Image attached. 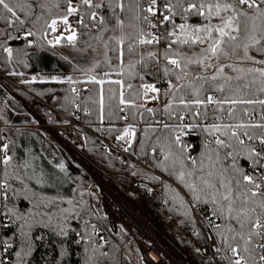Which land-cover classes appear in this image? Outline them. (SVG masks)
I'll list each match as a JSON object with an SVG mask.
<instances>
[{
    "label": "snow or ice",
    "instance_id": "1",
    "mask_svg": "<svg viewBox=\"0 0 264 264\" xmlns=\"http://www.w3.org/2000/svg\"><path fill=\"white\" fill-rule=\"evenodd\" d=\"M64 3L66 7L60 20L65 29L47 43L54 48L63 42L79 52L98 53L110 65L111 52L119 61V68L126 65L128 75L140 80L134 87L132 83L109 79L110 73L98 78L93 74L95 66L81 67L75 71L99 88L95 98H81L80 103H76L71 97L67 98L69 102L81 111L86 110L85 105H95L103 122L106 99L111 109L109 120L126 121L142 117L144 112L155 115L156 109L147 105L161 101V118L148 122L149 128L144 131L146 135L155 133L157 128L153 125L160 126L172 145L178 146L176 152L172 151V145L165 146L168 154L164 161L172 157V168L193 199L211 203L212 216L225 221L222 227L209 219L222 238L216 254L224 253L226 264H264V0H64ZM45 7L44 0L39 3L37 0H0V21L9 27L18 23L23 28L25 20L21 14L39 21L41 16L34 9ZM108 10L112 12L111 17L107 16ZM121 13L128 14L127 25ZM190 15L203 17L206 23L176 24V17L186 20ZM72 17L76 27L70 23ZM110 21H114L111 28L108 27ZM161 25L168 27L158 34L146 30H155ZM56 26V19L48 25L52 32L57 31ZM126 27L131 31H125ZM109 31L113 35L105 36ZM117 31L119 35L115 34ZM64 32L70 34L65 36ZM34 35L33 31L26 32V38ZM10 38L6 35L0 40V48L9 60L13 57V49L6 45ZM152 45H160V48L138 51ZM182 45L199 47L188 54L180 50ZM250 53L259 54L260 58ZM137 65L138 72L134 70ZM193 66L200 71L194 73ZM145 76L164 79L165 90L162 92L155 82H144ZM66 82L71 85L76 80L68 76ZM105 83L116 84L118 88H109L106 92ZM71 93L78 95V90L72 88ZM126 108L137 111L129 114ZM165 116L171 124L165 122ZM196 130L206 136V151L199 159L186 154L188 145L182 139ZM116 139L125 141L131 148L136 139L135 126L129 123ZM156 140L159 142L160 136ZM152 151L159 155L155 146ZM10 152L8 143H0V228L7 227L13 235L18 230L23 239L15 242L0 239V251L13 256V264H30L27 257L33 251V244L42 239L38 235L30 236L31 229L34 224L52 221L55 214L49 205H54L55 201H46L34 191L29 192L21 173L28 165L13 163ZM242 157L247 162L246 168L239 163ZM205 160L210 163L205 165ZM177 161L179 169L175 167ZM185 161L190 162L192 170L184 171ZM63 167L61 164L60 168ZM206 167L209 170L199 177V184L186 180L187 176H194L196 170L203 173ZM14 196L29 200L32 209L17 208ZM6 217L11 221L8 225L4 223ZM92 228L95 230V225ZM60 234L67 235L63 227ZM80 238L83 240L84 234H80ZM215 239L213 236L214 243ZM14 243L20 250H15ZM97 251L93 248L88 254L89 249H85L84 264H97ZM99 256H107V253L99 252ZM0 264H7L6 259L0 257Z\"/></svg>",
    "mask_w": 264,
    "mask_h": 264
},
{
    "label": "trees",
    "instance_id": "2",
    "mask_svg": "<svg viewBox=\"0 0 264 264\" xmlns=\"http://www.w3.org/2000/svg\"><path fill=\"white\" fill-rule=\"evenodd\" d=\"M39 2L41 0H37V3ZM44 3L46 4L44 9H34L36 14L41 16L39 21L21 14V18L25 20L23 28L18 23L14 27H9L0 21V40H4L6 35L10 36L6 45L13 49V57L9 60L7 53L0 48V72L15 85L14 92L18 97L16 99L0 85V126H3V135L11 147L10 154L14 157L13 163L26 162L28 165L21 170V173L29 192L34 191L38 197L42 196L46 201H55L54 205H49L51 212L55 214L52 221L47 224H34L31 229L30 236L38 235L42 239L34 242L33 251L27 260L30 264H84L85 249H89L88 254H91V249L95 248L98 250L97 264H122L123 261L132 264L129 245L134 241L122 227L118 235L111 234L109 219L102 207V195L95 180L43 130L25 106L38 110V116L46 124L53 126L54 119H56L58 124L65 125L64 130H68L67 125L70 124V120H75L79 124L75 126V130L83 145V154L111 178L146 179L151 186L161 189V198L165 201V205L160 206L161 199L157 201L158 213L165 221L177 227L178 237L182 238V232L196 227L190 204L196 208H207L211 214L214 206L211 203L194 200L185 183L178 178V172L172 168V157L169 161H164V156L168 154V148L165 146L172 145V142L160 126L153 125L157 131L147 132L146 135L144 130L149 128L148 122L161 118V101H152L147 105L156 109L155 115L144 112L142 117L137 116L135 119L126 121L117 118L109 120L108 115L111 109L107 107L109 102L106 99V113L103 122L99 119L95 105H85L86 112H84L69 102L67 98L71 97L75 98L76 103H80L81 98L84 100H88L90 96L95 98L99 88L98 85L87 82V77L81 72L75 71L81 67L95 66L93 74L98 78L103 77L104 73H110L109 79L132 83L134 87L140 84V80L138 77L128 75L129 69L126 65L123 69L119 68V61L111 52L109 53L112 58L110 65L105 63L102 55L95 52H79L77 48L64 45L63 42L54 48L49 45L44 33L47 32V36L52 33L48 25L53 19L60 20L66 4L64 0H44ZM120 15L127 25L128 14L121 13ZM107 16H112L111 10H108ZM175 22L176 24L186 23L190 26L206 23L203 17L197 15H190L186 20L176 17ZM112 23L114 21L109 22V28L112 27ZM213 23L217 21L213 20ZM165 27L168 25H161L160 32ZM146 30L153 32L151 28H146ZM28 31H33L35 35L26 38ZM77 31L79 32L80 29ZM125 31H131V29L126 27ZM115 34L120 33L117 31ZM109 35L113 33L111 31L105 33V36ZM29 41H32V46H29ZM197 47L199 46L182 45L180 50L192 54L197 51ZM157 48L160 46L152 45L141 47L138 51L146 52ZM250 54H255L258 59L260 58L259 54ZM131 59L135 60V57ZM20 60L23 62H19ZM134 70L138 72L139 66L137 65ZM192 71L195 73L200 69L193 66ZM48 75L73 76L76 82L69 85L66 80H47L45 77ZM34 77L36 79H33ZM158 81L165 82L164 79L156 80L155 77L149 76H145L144 80L146 83H157ZM103 87L107 92L109 88L117 89L118 85L105 83ZM72 88L78 90V95L71 93ZM125 91L128 90L125 88ZM136 111L137 109H125V112L129 114ZM164 120L172 123L167 120L166 116ZM129 123L136 128V139L133 140L131 148H128V153L133 159H119L102 145L100 137L111 141L121 134L123 128ZM64 130L63 128L58 129V131L65 132ZM157 136H160L159 142L156 140ZM182 139L188 145L186 153L188 156L199 159L204 155L206 149L203 134L199 130L184 135ZM153 146L157 148L158 156L153 153ZM177 147L172 145V151L176 152ZM209 163L205 160V165ZM61 164L64 165L63 169L60 168ZM144 164L148 169L143 166ZM189 164V161H185V172L192 170ZM175 167L180 168L179 161ZM208 170L207 167L203 173L196 170L195 175L187 176L186 180L199 184V177L205 175ZM155 173L164 177L165 180H161ZM13 199L17 208L26 206L32 209L31 202L23 199L22 196H14ZM69 200L72 203H68ZM62 209L68 211L64 213L60 211ZM216 220L223 227L225 221L219 218ZM92 225H95V230ZM61 227L67 235L60 234ZM80 234H84L83 240ZM216 236L221 244L222 238L217 234ZM22 239L23 235L18 230L16 235L9 232L6 238L12 242ZM182 244L184 249L192 255L189 244L185 240H182ZM134 247L137 256L133 264H142L140 252L137 246L134 245ZM14 248L17 251L20 250L15 243ZM99 252H106L107 256H99ZM13 260L14 257L9 256L7 264H13Z\"/></svg>",
    "mask_w": 264,
    "mask_h": 264
},
{
    "label": "built area",
    "instance_id": "3",
    "mask_svg": "<svg viewBox=\"0 0 264 264\" xmlns=\"http://www.w3.org/2000/svg\"><path fill=\"white\" fill-rule=\"evenodd\" d=\"M70 23L76 27L74 17L70 18ZM159 32L160 27L153 30L154 34ZM0 78L6 79L1 72ZM156 84L161 88V91L165 87L164 81H158ZM70 121L72 125L77 124L75 120ZM70 131L71 129L67 131L65 140L69 145H66L67 150L68 147L71 148L67 152L73 158L83 153V145L80 143L78 135H74L73 130ZM0 138H2L0 143H7L3 135V126H0ZM203 139L205 142L204 134ZM100 140L114 157L133 159L128 150H125L128 146L124 142L117 139L108 141L102 137ZM239 163L242 167H247V162L243 157ZM143 166L148 169L147 165ZM106 175L108 177L106 181L109 184L106 185L108 197L107 204L103 202L102 197V207L109 219L111 234L116 236L119 234L120 228H124L138 246L142 264H226V261L223 260L224 253L216 254V248L221 247V244L216 236V229L213 224L209 223V219H212L214 224L219 223L207 208H196L190 204L196 227L182 232L181 238L177 236L179 232L177 227L173 223L165 221L158 213L157 201L161 199L160 206L165 205V201L161 198V189L154 188L146 179L128 177L113 179L108 174ZM156 175L161 180H165L164 177ZM4 223L5 225L10 224L7 217ZM119 223L120 226H118ZM8 235L7 227L0 228V239L6 240ZM213 236L216 238L215 243ZM182 240L189 244L193 252L192 255L184 249ZM0 257L5 258L7 262L9 260L8 254L2 251H0Z\"/></svg>",
    "mask_w": 264,
    "mask_h": 264
},
{
    "label": "rangeland",
    "instance_id": "4",
    "mask_svg": "<svg viewBox=\"0 0 264 264\" xmlns=\"http://www.w3.org/2000/svg\"><path fill=\"white\" fill-rule=\"evenodd\" d=\"M56 27H57V31L56 32H52L51 34H49L47 36V40L54 39L57 35H59L65 29V25L61 22V20L57 21V26ZM73 27H75V26H73ZM69 34H70L69 32H64V35L65 36H67ZM1 74L4 76L3 73H1ZM67 77L68 76H66V75H61V76H59V75H48V76L45 77V79H47V80H66ZM53 78H55V79H53ZM0 85L6 91H8L10 94H12V96H14L16 99H18V97L16 96V94L14 92L15 85L9 79H7V78L6 79L0 78ZM25 107L27 108L28 111H30V113L39 122L40 126L42 125L43 130H45L65 151H68V150L71 149L70 147H68V150H67V147H66L67 141L65 140V138H66V135H67V131L70 130V129H71V131L73 130L72 133L74 135L77 134V131L75 130V126L76 125L79 126L78 123L77 124H74V125L68 124L67 125L68 130H64L65 125L64 126H61V124H58V122H57L56 119H54L55 124L53 126L52 125H49V124H46L38 116V112H39L38 110L29 108L27 106H25ZM80 126H82V125L80 124ZM61 128H63V130L65 132L58 131V129H61ZM119 141H121V140H119ZM121 142H124L125 143V141H121ZM125 144H126V146H128L127 143H125ZM67 146H69V145H67ZM70 157H71V159L76 164H78L80 167H82L83 169H85L91 175V177L95 180V182H96V184H97V186H98V188H99V190L101 192V195L103 197V202H105V204H107L106 199L108 197V191H107L108 189H107L106 184L104 182V180H108V177L106 175L107 173L105 171L101 170V168L95 166L92 162H90L83 153L82 154H78L77 156H74L73 158L70 155ZM100 176H102V177L104 176V178H102ZM120 225L121 224L119 223L118 226H120ZM132 240H133V238H132ZM133 244L135 246H137L136 243H135V241H134V243H131L130 242V245H129L130 254H129V256L131 257V260L134 263V262H136V256H137V254H135L136 248L134 247ZM137 248H138V246H137ZM122 264H127V263L123 261ZM128 264H130V263H128Z\"/></svg>",
    "mask_w": 264,
    "mask_h": 264
},
{
    "label": "bare ground",
    "instance_id": "5",
    "mask_svg": "<svg viewBox=\"0 0 264 264\" xmlns=\"http://www.w3.org/2000/svg\"><path fill=\"white\" fill-rule=\"evenodd\" d=\"M100 177H102V176H100ZM102 178H104V176H103ZM104 182H105L106 185H109L108 182H107L106 180H104Z\"/></svg>",
    "mask_w": 264,
    "mask_h": 264
},
{
    "label": "water",
    "instance_id": "6",
    "mask_svg": "<svg viewBox=\"0 0 264 264\" xmlns=\"http://www.w3.org/2000/svg\"><path fill=\"white\" fill-rule=\"evenodd\" d=\"M41 127H42V125H41ZM102 170V169H101Z\"/></svg>",
    "mask_w": 264,
    "mask_h": 264
}]
</instances>
